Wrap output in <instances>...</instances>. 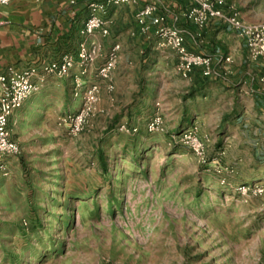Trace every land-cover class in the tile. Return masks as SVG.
<instances>
[{"label":"rangeland","instance_id":"rangeland-1","mask_svg":"<svg viewBox=\"0 0 264 264\" xmlns=\"http://www.w3.org/2000/svg\"><path fill=\"white\" fill-rule=\"evenodd\" d=\"M156 52L137 47L126 61L154 68L138 83L135 113L122 100L105 118L97 104L77 135L57 126L61 115L9 126L22 155L0 176V264H264V139L257 158L251 145L228 147L225 133L217 141L197 124L166 122L159 108L172 97ZM155 113L163 132L146 129ZM192 127L204 163L178 142Z\"/></svg>","mask_w":264,"mask_h":264},{"label":"crops","instance_id":"crops-1","mask_svg":"<svg viewBox=\"0 0 264 264\" xmlns=\"http://www.w3.org/2000/svg\"><path fill=\"white\" fill-rule=\"evenodd\" d=\"M105 2L13 0L0 5V72H5L8 67L41 70L45 64L59 61L65 54L77 60L78 45L83 39L80 29L89 16V5ZM231 3L235 7L225 9L216 3V8L227 14L237 13L245 22L264 23V10L256 0H232ZM148 4L158 8L157 16H162L164 21L152 24L145 35L138 29L135 13ZM187 6L188 0H138L134 5L108 6L105 17L112 23L110 34L102 36L96 30L87 38L90 45L94 43L98 47V57L86 66L82 79L86 85L99 83L98 108L105 118L110 108L122 100H128L126 115L135 113L133 102L140 91L138 83L142 80L151 82L154 68H150V64H127L126 61L135 60L137 47L144 52L150 48L156 50L159 64L154 66L159 74L157 77H162L164 82L158 85L162 86V92L166 91L167 96L172 97V102L168 101L159 108L166 122L176 118L186 124H197L200 132L211 133L217 141L220 134L225 133L228 147L239 151L240 144L251 145L258 158L264 151H256L263 146L264 139V55L256 60L249 59L243 38L218 19L197 28L183 16ZM160 25L182 29L187 48L211 57L213 73L206 76L200 67H195L188 78L182 77L176 70V52L170 48L159 49L156 45L153 33ZM126 33L129 39L125 38ZM115 43H120L121 50L119 62L112 72L113 88L110 90L107 82L97 79L96 73ZM81 70L76 64L68 76L37 78L38 91L10 116L9 126L34 123L37 117L40 120L56 117V123L57 116L77 111L80 101L72 93L73 75ZM129 103H133L132 106ZM112 117L116 119L115 115ZM151 117L152 114L149 119ZM221 144L220 139L219 149L227 147ZM18 158H9V174L0 176L8 177L12 167L10 159L15 161ZM234 158L241 162L243 157L240 154Z\"/></svg>","mask_w":264,"mask_h":264},{"label":"built area","instance_id":"built-area-1","mask_svg":"<svg viewBox=\"0 0 264 264\" xmlns=\"http://www.w3.org/2000/svg\"><path fill=\"white\" fill-rule=\"evenodd\" d=\"M13 0H0V5H7ZM138 0H106L105 3H91L90 13L87 20L80 29L83 37L78 45V59L65 54L59 61L47 63L40 70L30 67L18 70L8 67L5 72H0V174H9L7 160L18 158L22 154L20 144L11 138L9 129V118L19 110L25 100L38 91L36 79L44 75H56L65 77L70 75L73 67L78 64L82 70L73 75V96L79 99V109L75 112H66L58 118L57 126L65 127L72 135L82 132L87 119L94 113L100 99V85L98 82L86 85L82 77L86 74V66L92 64L98 57V47L88 42V37L96 30L102 36H107L109 23L105 17L107 7H118L122 5H134ZM158 8L153 4L145 5L135 13V20L142 34L148 35L152 24H161L162 16H157ZM183 16L197 28H203L212 19H218L232 30H235L245 42L247 57L256 60L264 55V23H249L241 20L237 13L227 14L216 8V2L212 0H188V6ZM151 19V20H150ZM150 20V21H149ZM156 45L159 49L170 48L177 54V72L184 78H188L193 68L200 67L206 76L213 73L212 59L210 56L194 52L187 48L185 43V32L174 26H158L154 33ZM121 46L115 43L109 50L104 62L98 68L96 77L105 81L108 88L111 84L112 72L119 62ZM125 124L120 125V130H125ZM146 129L150 133L163 132L164 121L159 113H155L148 120ZM136 131V129H133ZM196 128H187L178 134V142L187 145L193 153L205 162L206 150L202 140L195 132ZM245 191L246 188H243Z\"/></svg>","mask_w":264,"mask_h":264},{"label":"trees","instance_id":"trees-1","mask_svg":"<svg viewBox=\"0 0 264 264\" xmlns=\"http://www.w3.org/2000/svg\"><path fill=\"white\" fill-rule=\"evenodd\" d=\"M19 157H21V156H19Z\"/></svg>","mask_w":264,"mask_h":264}]
</instances>
